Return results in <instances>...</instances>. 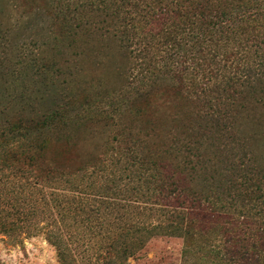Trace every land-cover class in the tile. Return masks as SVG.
Here are the masks:
<instances>
[{
    "label": "trees",
    "instance_id": "obj_1",
    "mask_svg": "<svg viewBox=\"0 0 264 264\" xmlns=\"http://www.w3.org/2000/svg\"><path fill=\"white\" fill-rule=\"evenodd\" d=\"M120 1L47 0L50 15L12 2L0 31V231L44 215L59 244L94 238L98 264H129L163 237L181 238L180 264H264V165L235 126L239 88L264 85V51L223 39L237 23L209 7L222 0L177 1L188 23ZM192 11L220 20L216 42ZM98 49L120 64V82L83 96L82 59ZM153 102L177 112L160 121Z\"/></svg>",
    "mask_w": 264,
    "mask_h": 264
},
{
    "label": "rangeland",
    "instance_id": "obj_2",
    "mask_svg": "<svg viewBox=\"0 0 264 264\" xmlns=\"http://www.w3.org/2000/svg\"><path fill=\"white\" fill-rule=\"evenodd\" d=\"M13 1H19L28 9L35 10L40 8L41 12H43L42 15L54 13L49 8L47 0H4L1 13L5 16V19H0V31L12 27L11 18L18 13V10L14 8ZM177 1L178 3L180 2L179 0H147L146 5H151L157 11V17L164 15L161 14V12L165 11L164 9L175 10L173 15L180 16V14H184L188 23L189 19H186V16L189 17L187 9L190 7L180 9L177 6ZM107 3H112L113 8L111 9H114L116 8L117 0H107ZM118 3H123L125 9H128L130 5H144V0H122ZM219 3H211L209 7L212 5L213 7L220 5L224 7L225 5L226 18L232 17L228 23L231 21L237 23L234 29L224 34L225 37L223 39L227 40L228 45H236L237 50L241 52L242 48L252 49V51L256 49L264 51V0H222ZM143 7L134 6L132 11L137 10V12L139 11L138 14L141 15L140 10ZM223 7L220 11L214 10L212 15L215 16V13L218 12L222 15L224 13ZM192 13L190 21L203 25L202 31L209 33L208 39H214L216 42L215 39L219 37H213L212 33L215 31L214 24L216 22L219 23L220 20L217 17L205 16L202 17L201 21H198L197 19H200V17H194V11ZM149 20L150 24L154 21V19ZM145 21H147L146 18H144ZM115 26L118 25L115 24ZM189 32L186 35H181L180 38L184 39L182 48L193 55V50L198 49V47L196 48V41ZM165 36L168 37V34ZM171 38L176 39L175 36ZM208 39H205L202 35L201 41ZM186 44H189V46H186ZM201 48L203 49L204 47L201 45ZM87 55L88 53L82 59L81 64L83 70L80 78L82 88L81 86L79 87L81 88V95L84 96L97 91L99 83L108 90L115 88L120 82L118 70L120 64L100 49L93 50L92 53ZM252 56L254 57V54ZM61 58L64 60L66 57L62 56ZM134 82L138 88L145 85L143 78H137ZM239 90H244L245 96L241 98L239 105H235L236 115L239 116V121L235 124L238 131L237 135L246 145V151L254 154L257 160H260L261 164L264 165V85L256 86L250 90L242 88H239ZM175 98L184 103L187 108L192 109L195 107L193 102L182 101L178 95L166 96L165 99L175 100ZM162 104L161 106L159 103L153 102L151 106L154 116L158 117L160 121L167 120L172 113L177 112L172 104L168 102L167 104ZM80 143H83V141ZM70 158L74 159L73 156H70ZM6 191L7 193L10 192L9 189ZM27 221L25 229H16L11 232L0 231V264H98V249L94 238L76 237L74 241H69L64 236V242L59 244V233L57 232L59 227L54 225L53 219L48 220V217L44 215L41 217L33 215V217L27 218ZM31 223H34L33 226H31ZM80 239L84 241L81 242ZM89 239L92 241H88ZM182 247L181 238L163 237L152 241L138 258H130L128 262L129 264H180ZM100 254L104 253L100 251Z\"/></svg>",
    "mask_w": 264,
    "mask_h": 264
}]
</instances>
